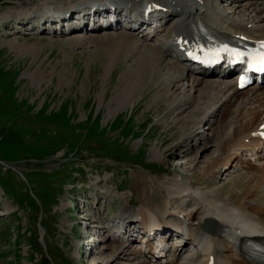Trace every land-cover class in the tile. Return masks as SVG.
Wrapping results in <instances>:
<instances>
[{
    "label": "rangeland",
    "instance_id": "374dc122",
    "mask_svg": "<svg viewBox=\"0 0 264 264\" xmlns=\"http://www.w3.org/2000/svg\"><path fill=\"white\" fill-rule=\"evenodd\" d=\"M84 1L0 0V264H196L199 254L191 244L176 260L168 256L183 237L172 228L164 242L166 262L146 258L141 250L146 232L136 218L127 227L131 243L123 247L116 236L129 233L120 224L123 212L141 208L148 176L185 187L188 195L173 201L181 208L200 192L235 197L241 191L236 182L249 177L241 174L248 164L264 166V154L258 151L256 159L245 151L217 168L214 177L199 176L216 158L237 105L218 124L216 113L205 117L216 112L220 100L193 103L189 109L198 112L193 119L202 121L200 133L181 142L188 131L177 122L184 118L192 127L187 123L192 115L185 111L173 122L164 111L155 112L158 105L171 109L173 104L160 98L156 78L150 76L146 88L143 84L135 59L136 45L146 42L117 26L87 34L68 32L67 22L46 21L39 28L47 9L71 8L74 14ZM209 4L231 22L252 16L234 13L225 0ZM259 26L264 28V21ZM163 59L180 64L170 56ZM132 77L138 80L134 88ZM191 77L180 82L187 93ZM250 87L256 85L246 93ZM176 128L182 131L170 140ZM204 140L207 149L199 148ZM107 246L123 252L113 254Z\"/></svg>",
    "mask_w": 264,
    "mask_h": 264
},
{
    "label": "bare ground",
    "instance_id": "6f19581e",
    "mask_svg": "<svg viewBox=\"0 0 264 264\" xmlns=\"http://www.w3.org/2000/svg\"><path fill=\"white\" fill-rule=\"evenodd\" d=\"M89 1L98 3L108 1L112 3L113 7L120 9L121 14L128 9L144 11L145 9L159 7L161 11L160 19L163 20V23L158 32L153 35H148L143 31L130 33H133L134 35H132L136 39L149 43L135 44L138 53L135 60L140 64L139 73L144 79L145 88L148 87L149 81L147 80L150 76L156 78L158 83L155 86L160 89V98L171 100V104H173L171 109L165 108L164 104L162 106L158 105L155 112L161 113V111H164L173 122L178 121L185 111V115H192L188 120L186 119L187 123L192 124V127L188 126L187 128V124L183 121L184 118L177 122L183 123L184 127L182 128L188 131L181 142H185L188 138H193L200 133L199 128L202 121L197 122L193 119L198 112L195 108V110L189 109L193 103H198L201 99L214 100V102L220 100L216 112L208 113L205 117L207 118L209 115L216 113L218 124H222L225 117L231 112L232 106L237 105V114L233 126L229 130H225L224 126L222 128L225 131L222 140H220L216 158L207 162L199 176L214 177L217 168L228 164L231 160L241 159L245 151L256 159L259 158L258 151L264 154V86L250 87L247 93V87L237 90L232 85L231 79L227 81L216 79H229L224 78L227 76L228 71L221 70L219 67L196 71V68H192L183 57L173 54L177 50H180V54H183L192 48H206L207 45L200 34L202 31H204V36L210 35L217 39L234 41V39L241 38L249 44L263 42L264 28L259 26L260 21H264L263 1L250 0L241 4L239 0H225L226 5L233 8L234 13L245 15L244 12L249 11L252 15L249 19L244 17L241 19L242 21L232 22L224 15L219 16L218 10H213L209 0H88L79 3L78 8H83ZM142 4H144V7H139ZM69 10L74 9L70 8L64 11ZM47 12L49 18L50 11ZM56 12L58 14L63 13L62 10ZM45 20L46 18L43 19L42 26ZM50 20H52L50 22H54V19ZM109 26H111L110 22L95 24L91 28H86L84 33L106 30L105 28ZM114 26H119V22L114 23ZM35 28H31V32ZM39 28L41 29L40 26ZM77 28L82 31V27L76 25L69 26L68 31ZM153 38L157 39L154 40ZM213 49L215 50L216 47ZM169 55L181 62L182 65L176 62L163 64V57ZM188 74L192 76L189 91H194L191 94L189 91L186 92V87L180 85V82L187 78ZM131 79L129 87L134 88L135 85H138V80L136 82L133 77ZM201 84L204 86L196 88ZM213 88H216L215 92H212ZM222 91H228V94H224L223 97L221 94L219 96ZM195 92L197 94L194 97ZM178 95L183 97L179 96L178 98ZM180 131L182 129L176 128L172 132L170 140L174 139ZM181 142H178L176 147ZM208 146L210 145L207 140L199 142V148L207 149ZM157 156L162 158L161 154ZM247 169L249 171L241 174L248 175L247 180L240 179L236 182L241 187V191L237 196L231 197L233 194L229 193V197L225 199L219 195L211 196L200 192L193 195L188 207L184 208L179 207L180 205L175 206L173 201L188 195L184 193L185 187L163 185L148 176L144 181L146 186L143 185L141 190V208L137 212L128 209L123 212L124 230L129 231L126 241H121L123 247L127 248L131 243V229L127 228L129 222L133 218L138 219L139 217L142 228L147 232L149 231L148 243L143 253L146 252L144 255L151 261L157 260L155 250L158 245L149 244L155 240V237L151 236L150 233L154 226H159L156 235L164 236L166 241L171 237V228L173 227L175 231L183 235L176 251L170 255L173 261L185 250L188 244H191L195 248V254L196 252L199 254V261L196 264H264V255L255 253L252 251L253 248L247 244V240L253 241V239L264 242V188H261L264 185V166L248 164ZM174 181L178 183V180L175 179ZM156 192L160 194V198L155 197L157 196ZM204 219L211 221L213 224L214 229L212 232L201 228ZM247 234L258 236L251 238ZM157 237L156 240H159ZM109 238L114 237L110 235ZM91 247L93 248V245ZM107 247L112 249L111 246ZM118 250L121 253L123 252V249L118 247V249H112V252L115 251L113 254L117 253ZM163 250V247L159 249V251Z\"/></svg>",
    "mask_w": 264,
    "mask_h": 264
},
{
    "label": "snow or ice",
    "instance_id": "6c2138e0",
    "mask_svg": "<svg viewBox=\"0 0 264 264\" xmlns=\"http://www.w3.org/2000/svg\"><path fill=\"white\" fill-rule=\"evenodd\" d=\"M243 53H241V58H243ZM262 55H264V53H262ZM257 70H261V71H264V64L261 65L260 68H258Z\"/></svg>",
    "mask_w": 264,
    "mask_h": 264
}]
</instances>
